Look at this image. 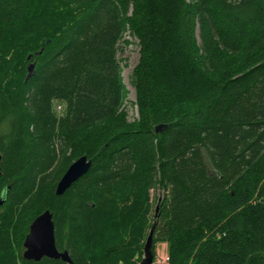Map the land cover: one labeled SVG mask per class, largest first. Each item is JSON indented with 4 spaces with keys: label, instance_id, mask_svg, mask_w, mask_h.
<instances>
[{
    "label": "trees",
    "instance_id": "obj_1",
    "mask_svg": "<svg viewBox=\"0 0 264 264\" xmlns=\"http://www.w3.org/2000/svg\"><path fill=\"white\" fill-rule=\"evenodd\" d=\"M0 153V264H69L23 258L47 210L70 264H142L152 228L169 264H264V0H0Z\"/></svg>",
    "mask_w": 264,
    "mask_h": 264
},
{
    "label": "water",
    "instance_id": "obj_2",
    "mask_svg": "<svg viewBox=\"0 0 264 264\" xmlns=\"http://www.w3.org/2000/svg\"><path fill=\"white\" fill-rule=\"evenodd\" d=\"M30 58V57H29ZM34 72V65L31 64L28 67V78L32 76ZM27 78V79H28ZM162 126L156 128V131H161ZM2 155L0 153V175ZM92 166V161L86 156H83L76 160L69 166L65 174L62 176L56 187V195L62 196L75 182L89 172ZM160 201V198L159 200ZM2 201L0 205H2ZM158 212V206H156L155 216ZM153 229L149 232L145 246H144V258L142 264H154L153 254ZM23 258L27 261L40 262L43 258L52 260H61L65 263H71L70 255L67 251L60 252L56 247L55 240V224L53 221V214L47 210L38 216L30 225L29 233L24 242Z\"/></svg>",
    "mask_w": 264,
    "mask_h": 264
},
{
    "label": "rangeland",
    "instance_id": "obj_3",
    "mask_svg": "<svg viewBox=\"0 0 264 264\" xmlns=\"http://www.w3.org/2000/svg\"><path fill=\"white\" fill-rule=\"evenodd\" d=\"M125 40L130 41L131 44H122L121 51L119 53L118 58L120 59L121 67H122V76L123 82L126 88V100H125V108L129 115V120L134 121L138 117L137 108L134 105L136 101L135 90L130 84L131 74L133 69L138 63L139 60V47L136 39L131 38L128 34L125 37ZM31 65V64H29ZM63 107L62 104L55 106V108L60 111ZM159 197H162L161 191H151V198L153 203L157 201ZM162 244L157 245V255L163 256L167 254L166 250H163Z\"/></svg>",
    "mask_w": 264,
    "mask_h": 264
},
{
    "label": "built area",
    "instance_id": "obj_4",
    "mask_svg": "<svg viewBox=\"0 0 264 264\" xmlns=\"http://www.w3.org/2000/svg\"><path fill=\"white\" fill-rule=\"evenodd\" d=\"M155 264H169L170 258L168 254H164L163 256L157 255L155 260Z\"/></svg>",
    "mask_w": 264,
    "mask_h": 264
},
{
    "label": "crops",
    "instance_id": "obj_5",
    "mask_svg": "<svg viewBox=\"0 0 264 264\" xmlns=\"http://www.w3.org/2000/svg\"><path fill=\"white\" fill-rule=\"evenodd\" d=\"M163 247V250H166L167 251V245L165 243L162 244Z\"/></svg>",
    "mask_w": 264,
    "mask_h": 264
}]
</instances>
